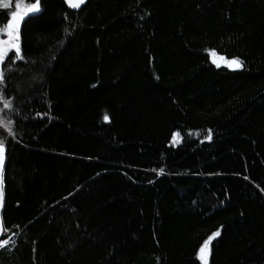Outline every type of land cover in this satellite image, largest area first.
<instances>
[{"label": "trees", "instance_id": "16d2710c", "mask_svg": "<svg viewBox=\"0 0 264 264\" xmlns=\"http://www.w3.org/2000/svg\"><path fill=\"white\" fill-rule=\"evenodd\" d=\"M40 9L0 65V264H203L217 231L208 264H264V0Z\"/></svg>", "mask_w": 264, "mask_h": 264}, {"label": "snow or ice", "instance_id": "6c2138e0", "mask_svg": "<svg viewBox=\"0 0 264 264\" xmlns=\"http://www.w3.org/2000/svg\"><path fill=\"white\" fill-rule=\"evenodd\" d=\"M70 7L79 8L83 5L86 0H67ZM12 7L11 0H0V8H10ZM40 9V0H35V3L26 4L24 0H17L15 4V10L10 12V20L7 25L3 28H0V36H7V39H0V65H3L5 61L9 58L10 53L15 54V60H23L24 56L22 54L20 44H19V24L26 17L31 14H35L39 12ZM214 57V61L216 62L215 56L216 54L212 53ZM223 60L224 58H220ZM227 66L233 69H239L243 67V62L236 59L231 61H226ZM219 67L220 64L217 63ZM4 69H0V85L4 83ZM0 101H3L4 108H11V102L9 100L4 99L3 95L0 94ZM104 119L107 121L109 118L105 115ZM0 127L8 128L9 132H11V122H5L3 119H0ZM206 139H211V132H209ZM181 137L179 133L174 134L173 136V144L179 143ZM5 159V146L3 140H0V205H2L3 201V163ZM163 172V170H161ZM0 230L2 229V224H0ZM219 231L215 232L208 238L207 241L204 242V245L200 249V259L203 264H208L207 256L209 253V245L215 237L219 236ZM9 243V241L0 242V247H3L5 244Z\"/></svg>", "mask_w": 264, "mask_h": 264}, {"label": "water", "instance_id": "95a60500", "mask_svg": "<svg viewBox=\"0 0 264 264\" xmlns=\"http://www.w3.org/2000/svg\"><path fill=\"white\" fill-rule=\"evenodd\" d=\"M64 2H65V4L70 8V9H72V10H74V11H77V10H79L83 5H81L79 8H73V7H70V5H69V3L67 2V0H64ZM3 182V181H2ZM3 198H4V194H3ZM2 206H3V201H2V205H0V224H2V229H3V223H2V219H1V211H2ZM2 232H3V230H0V239H1V236H2Z\"/></svg>", "mask_w": 264, "mask_h": 264}, {"label": "rangeland", "instance_id": "374dc122", "mask_svg": "<svg viewBox=\"0 0 264 264\" xmlns=\"http://www.w3.org/2000/svg\"><path fill=\"white\" fill-rule=\"evenodd\" d=\"M9 23V21L6 23V25ZM19 26H20V24H19ZM4 27V26H3ZM3 27H0V28H3ZM0 39H7V36H0ZM19 42H20V37H19ZM15 54H14V52H13V55H12V59L13 60H15ZM215 59H216V62L217 63H220V62H223L220 58H218V57H215Z\"/></svg>", "mask_w": 264, "mask_h": 264}]
</instances>
